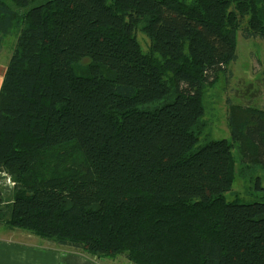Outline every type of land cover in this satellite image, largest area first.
Returning <instances> with one entry per match:
<instances>
[{
    "label": "trees",
    "instance_id": "obj_1",
    "mask_svg": "<svg viewBox=\"0 0 264 264\" xmlns=\"http://www.w3.org/2000/svg\"><path fill=\"white\" fill-rule=\"evenodd\" d=\"M36 1L0 0V33H17L0 222L131 264H264L261 177L263 200L226 199L238 160L244 177L264 167V109L229 99L231 140L198 145L205 89L230 76L244 24L264 38V0Z\"/></svg>",
    "mask_w": 264,
    "mask_h": 264
},
{
    "label": "rangeland",
    "instance_id": "obj_2",
    "mask_svg": "<svg viewBox=\"0 0 264 264\" xmlns=\"http://www.w3.org/2000/svg\"><path fill=\"white\" fill-rule=\"evenodd\" d=\"M38 0L35 3H39ZM12 5V2H10ZM31 7V4L30 6ZM245 25V24H244ZM237 33V53L238 58L230 63L228 75L221 73L219 79L207 86L204 93V122L207 128L198 145H204L210 140L229 139L231 140L230 129L226 122L228 116V108L230 99L237 104H251L253 106L264 109V38L252 37L247 38L243 33V27ZM16 28L8 33H0V65L6 67L10 55L13 53L17 42ZM146 34L138 30L137 38L141 43L142 50L146 52L150 46L149 38ZM90 62L89 58H84L80 62V67L84 70L86 64ZM3 67V68H4ZM234 154L239 156L237 149ZM244 165L237 161L236 177L232 183V188L226 192L228 202L239 201L241 203H253L261 201L262 191L258 189L256 178L261 177L264 187V167L252 165V169L248 170L247 176L244 177L240 173V168ZM249 174L251 176H249ZM253 177V180L250 179ZM4 188V187H2ZM4 197H8V193L4 191Z\"/></svg>",
    "mask_w": 264,
    "mask_h": 264
},
{
    "label": "crops",
    "instance_id": "obj_3",
    "mask_svg": "<svg viewBox=\"0 0 264 264\" xmlns=\"http://www.w3.org/2000/svg\"><path fill=\"white\" fill-rule=\"evenodd\" d=\"M0 65V87L6 67ZM11 198L15 185L3 186ZM3 191V193H4ZM7 198V199H9ZM0 264H131L124 257L90 256L73 247L45 241L33 233L0 222Z\"/></svg>",
    "mask_w": 264,
    "mask_h": 264
},
{
    "label": "built area",
    "instance_id": "obj_4",
    "mask_svg": "<svg viewBox=\"0 0 264 264\" xmlns=\"http://www.w3.org/2000/svg\"><path fill=\"white\" fill-rule=\"evenodd\" d=\"M3 176H8V178L6 179L7 181H6V183L5 184H7V185H14L15 184V182L14 181H12V180H10V178H9V175L8 174H6V173H3ZM1 180V179H0ZM0 183H3V182H1L0 181Z\"/></svg>",
    "mask_w": 264,
    "mask_h": 264
},
{
    "label": "bare ground",
    "instance_id": "obj_5",
    "mask_svg": "<svg viewBox=\"0 0 264 264\" xmlns=\"http://www.w3.org/2000/svg\"><path fill=\"white\" fill-rule=\"evenodd\" d=\"M8 178V176L6 177V176H3L2 177V179L0 180L1 182H3V183H6V179ZM9 178H10V180L12 179L10 176H9ZM13 181V180H12Z\"/></svg>",
    "mask_w": 264,
    "mask_h": 264
}]
</instances>
